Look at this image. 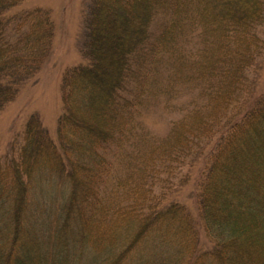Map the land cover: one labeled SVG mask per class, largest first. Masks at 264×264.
<instances>
[{"label": "trees", "instance_id": "obj_1", "mask_svg": "<svg viewBox=\"0 0 264 264\" xmlns=\"http://www.w3.org/2000/svg\"><path fill=\"white\" fill-rule=\"evenodd\" d=\"M24 1L0 0V109L52 53L50 11ZM81 17L56 138L31 113L0 159V264H264V0Z\"/></svg>", "mask_w": 264, "mask_h": 264}, {"label": "rangeland", "instance_id": "obj_2", "mask_svg": "<svg viewBox=\"0 0 264 264\" xmlns=\"http://www.w3.org/2000/svg\"><path fill=\"white\" fill-rule=\"evenodd\" d=\"M87 3L89 0H25L22 4L23 7L39 6L49 10L55 32L51 56L39 70L36 81L26 82L16 98L0 109V159L10 151L11 143L31 113H36L43 129L52 139L56 138V117L61 110L59 86L62 71L85 58L81 12L86 9ZM261 36L264 38V28ZM130 48L134 49L132 46ZM97 53L91 56L94 58ZM122 67L123 58L119 70ZM260 74L261 81H264V62ZM146 121L157 135L168 129L169 119L161 112L153 113Z\"/></svg>", "mask_w": 264, "mask_h": 264}]
</instances>
